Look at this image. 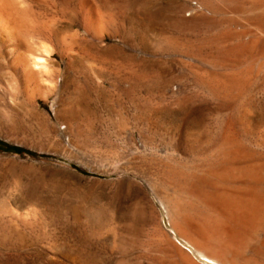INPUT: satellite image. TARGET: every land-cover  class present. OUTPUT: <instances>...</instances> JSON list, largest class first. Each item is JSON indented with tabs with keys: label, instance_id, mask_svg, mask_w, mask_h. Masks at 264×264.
<instances>
[{
	"label": "rangeland",
	"instance_id": "374dc122",
	"mask_svg": "<svg viewBox=\"0 0 264 264\" xmlns=\"http://www.w3.org/2000/svg\"><path fill=\"white\" fill-rule=\"evenodd\" d=\"M0 141V264H264V0H0Z\"/></svg>",
	"mask_w": 264,
	"mask_h": 264
},
{
	"label": "bare ground",
	"instance_id": "6f19581e",
	"mask_svg": "<svg viewBox=\"0 0 264 264\" xmlns=\"http://www.w3.org/2000/svg\"><path fill=\"white\" fill-rule=\"evenodd\" d=\"M2 1H3V0H2ZM4 2H5V1H4ZM4 2H3V3H4ZM5 3H6V2H5ZM259 6H260V5H259ZM1 10H3V8H2ZM4 13H5V12H4ZM5 14H6V13H5ZM10 20H11V19H10ZM4 21H5V19H4ZM4 21H3V22H4ZM7 23H8V22H7ZM4 25H5V22H4ZM7 28H8V27H7ZM7 30H8V29H7ZM9 35H10V33H9ZM40 61H41V60H40ZM28 64H30V63H28ZM243 174H244V173H243ZM212 175H213V174H212ZM216 175H217V174H216ZM238 176H239V175H238ZM238 179H239V178H238ZM257 179H259V178H257ZM235 180H236V179H235ZM240 180H241V179H240ZM242 180H243V179H242ZM256 182H257V181H256ZM253 185H254V184H253ZM231 186H232V185H231ZM239 187H240V186H239ZM233 188H234V186H233ZM230 189H231V187H230ZM252 189H253V188H252ZM239 190H240V189H239ZM247 191H248V189H247ZM263 191H264V190H263ZM240 193H241V192H240ZM245 195H246V194H245ZM250 195H251V194H250ZM235 196H236V195H235ZM246 196H248V195H246ZM254 197H256V196H254ZM226 198H227V197H226ZM241 198H242V197H241ZM246 198H247V197H246ZM244 199H245V197H244ZM247 199H248V198H247ZM247 199H245V200L247 201ZM251 199H252V198H251ZM251 199H250V200H251ZM227 200H228V199H227ZM256 200H257V199H256ZM248 201H249V200H248ZM248 201H247V202H248ZM242 202H244V200H243ZM224 203H225V205L227 204L226 202H224ZM239 204H240V203H239ZM245 204H246V203H245ZM232 205H233V204H232ZM234 205H235V204H234ZM243 205H244V204H243ZM243 205H242V206H243ZM235 206H237V205H235ZM235 206H234V207H235ZM252 206L254 207L255 205H251L250 207H252ZM229 207H230V206H229ZM244 207H246V206H244ZM244 207H243V209H244ZM211 208H212V206H211ZM227 208H228V207H227ZM257 208H258V207H257ZM263 208H264V206H263ZM231 209H232V208H231ZM235 209H236V207H235ZM247 209H250V208H247ZM247 209H245V210H240V209H239V210H240L241 213H242V211L244 212V211H246ZM263 210H264V209H263ZM237 211H238V210H237ZM249 212H251V211H249ZM255 212H256V211H255ZM259 212H260V211H259ZM245 213H246V212H245ZM219 214H220V213H219ZM247 214H248V213H247ZM247 214H246V215H247ZM239 215H240V214H238V216H239ZM241 215H242V214H241ZM243 215H244V214H243ZM226 216H227V215H226ZM241 217H242V216H241ZM243 217H244V216H243ZM232 218H233V216H232ZM244 218H245V217H244ZM233 219H234V218H233ZM252 219H253V218H252ZM252 219H251V220H252ZM221 221H222V220H221ZM229 221H231V220H229ZM248 221H249V220H248ZM248 221H247V222H248ZM238 222H240V221L238 220ZM234 223H235V222H234ZM232 224H233V223H232ZM219 225H220V224H219ZM233 225H234V224H233ZM233 225H232V226H233ZM214 226H216V224H215ZM222 226H224V225H222ZM227 226H228V225H227ZM237 227H238V226H237ZM237 227H236V228H237ZM213 228H214V227H213ZM218 228H219V227H218ZM220 228H221V227H220ZM222 228H223V227H222ZM207 231L209 232V230H207ZM214 231H215V230H214ZM206 233H207V232H206ZM219 235H220V234H219ZM209 245H210V244H209Z\"/></svg>",
	"mask_w": 264,
	"mask_h": 264
},
{
	"label": "trees",
	"instance_id": "16d2710c",
	"mask_svg": "<svg viewBox=\"0 0 264 264\" xmlns=\"http://www.w3.org/2000/svg\"><path fill=\"white\" fill-rule=\"evenodd\" d=\"M0 150L13 151V152H17V153L26 152L19 147L7 145V144L3 143L2 141H0Z\"/></svg>",
	"mask_w": 264,
	"mask_h": 264
}]
</instances>
